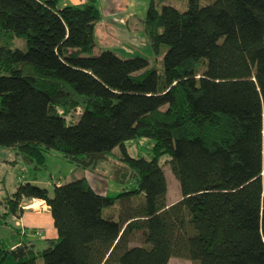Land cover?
<instances>
[{
	"label": "trees",
	"instance_id": "obj_1",
	"mask_svg": "<svg viewBox=\"0 0 264 264\" xmlns=\"http://www.w3.org/2000/svg\"><path fill=\"white\" fill-rule=\"evenodd\" d=\"M163 1L148 0L143 20L154 53L167 47L157 72L90 56L95 0H0V146L98 175L118 147L109 173L126 187L111 198L83 177L51 192L18 185L13 216L43 201L56 238L38 250L16 231V245L0 239V264H264V0ZM135 138L153 141L149 160L126 153ZM164 157L179 185L171 204Z\"/></svg>",
	"mask_w": 264,
	"mask_h": 264
},
{
	"label": "rangeland",
	"instance_id": "obj_2",
	"mask_svg": "<svg viewBox=\"0 0 264 264\" xmlns=\"http://www.w3.org/2000/svg\"><path fill=\"white\" fill-rule=\"evenodd\" d=\"M72 2L71 0H57V7L67 5L82 4L84 1ZM95 0L97 8L101 12V20L95 27V46L90 53V56H96L102 51H110L117 57L129 59L140 57L146 59L150 65L155 66L157 72H160L161 63L164 53L167 50L166 46H161L159 53L155 54L150 46V43L143 30V20L148 7V0ZM213 0H199L200 5H206ZM73 3V4H72ZM104 5V6H103ZM162 5H171L178 11L186 10V0H166L157 2L156 7L160 10ZM115 8H122V11H116ZM108 11L111 14L106 13ZM114 12H119L118 15ZM114 17V18H113ZM1 103V97H0ZM83 108H80L79 113H74L69 120L78 118ZM153 141L149 138H135L124 142V148L128 156L132 158H151V147ZM114 158H110L107 163L99 164L97 170L100 175L88 170H82L73 167L66 162L60 154L52 153L45 156L44 164L38 166L32 163L24 154L15 157V152L10 148L0 146V234L1 232L6 237V233L13 226L12 218L16 210V204L13 199V193L20 184L26 182L45 188L49 192L52 191L54 183H67L85 177L91 174L96 178L95 186L92 184L91 178L88 181L94 186L92 189L96 193L114 198L117 194L123 191L126 187L121 186L113 181L109 171L112 165L121 162L116 158L120 154L119 148L113 150ZM168 157L161 159L163 170L167 182V201L175 202L180 199L179 185L171 174L168 165L164 162ZM101 167H104L101 169ZM83 177V178H84ZM131 186H127L129 189ZM142 204V197L138 201ZM25 205L30 203L25 202ZM32 203V202H31ZM36 207V208H35ZM115 207H117V202ZM32 210H37L38 205L30 207ZM5 228V229H4ZM8 230V232H7ZM2 235V234H1ZM2 235V236H3ZM131 245H140V242H132ZM36 264H42L41 260H37ZM171 264H194L183 258H171Z\"/></svg>",
	"mask_w": 264,
	"mask_h": 264
},
{
	"label": "crops",
	"instance_id": "obj_3",
	"mask_svg": "<svg viewBox=\"0 0 264 264\" xmlns=\"http://www.w3.org/2000/svg\"><path fill=\"white\" fill-rule=\"evenodd\" d=\"M71 1L77 2V0H71ZM82 1H84L85 3L88 0H80L79 2H82ZM102 4H103V0H102ZM102 4L99 1V5H102ZM56 5H57V2H56ZM115 10L122 11V8H115ZM106 13L111 14L108 11H106ZM114 13L118 15L119 12H114ZM88 177L91 178L92 184L95 186V183L97 182L95 176L94 175L92 176L91 174L88 173V175L84 177L89 183ZM58 184L59 183H54V185H58ZM89 185L91 186V188L92 187L94 188V186L91 185L90 183ZM99 194L104 195L103 193H99ZM25 202L30 203V204L25 205L26 204ZM171 203L173 202L167 201V204H171ZM31 205H38L37 210L36 209L32 210L30 208ZM18 206L22 210L21 215L20 217L12 218L13 226L10 227L9 228L10 231L8 232L7 230L8 233L5 234L6 237H9V238L4 239V235L1 232L3 236L0 234V239L4 241H8V244H10L11 246H13L14 244L16 245L17 243H15L14 232L18 231L21 235L25 236V240L29 241L31 244L34 245V249L40 250L43 247L44 240L56 238V231L52 224L50 212L48 210L47 205L43 201H39V200L22 201L20 204H18ZM169 264H171V259L169 260Z\"/></svg>",
	"mask_w": 264,
	"mask_h": 264
},
{
	"label": "bare ground",
	"instance_id": "obj_4",
	"mask_svg": "<svg viewBox=\"0 0 264 264\" xmlns=\"http://www.w3.org/2000/svg\"><path fill=\"white\" fill-rule=\"evenodd\" d=\"M34 206H36V205H31V207H34ZM36 208V207H35Z\"/></svg>",
	"mask_w": 264,
	"mask_h": 264
}]
</instances>
